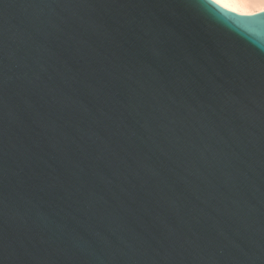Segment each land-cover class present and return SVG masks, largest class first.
<instances>
[{
    "label": "water",
    "instance_id": "water-1",
    "mask_svg": "<svg viewBox=\"0 0 264 264\" xmlns=\"http://www.w3.org/2000/svg\"><path fill=\"white\" fill-rule=\"evenodd\" d=\"M0 264H264V12L0 0Z\"/></svg>",
    "mask_w": 264,
    "mask_h": 264
},
{
    "label": "bare ground",
    "instance_id": "bare-ground-1",
    "mask_svg": "<svg viewBox=\"0 0 264 264\" xmlns=\"http://www.w3.org/2000/svg\"><path fill=\"white\" fill-rule=\"evenodd\" d=\"M215 2L242 15H251L248 13L252 12L260 13L259 8L264 4V0H215Z\"/></svg>",
    "mask_w": 264,
    "mask_h": 264
},
{
    "label": "snow or ice",
    "instance_id": "snow-or-ice-1",
    "mask_svg": "<svg viewBox=\"0 0 264 264\" xmlns=\"http://www.w3.org/2000/svg\"><path fill=\"white\" fill-rule=\"evenodd\" d=\"M214 2H215V0H214ZM259 12H264V4H262V5L260 6V8H259ZM248 14L256 15V14H258V13H256V12H252V13H248Z\"/></svg>",
    "mask_w": 264,
    "mask_h": 264
}]
</instances>
